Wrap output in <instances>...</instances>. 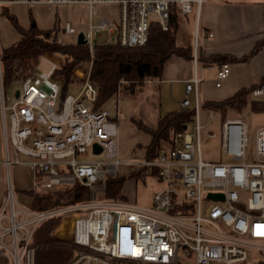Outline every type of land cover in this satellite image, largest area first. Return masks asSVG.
Listing matches in <instances>:
<instances>
[{
  "label": "built area",
  "instance_id": "obj_1",
  "mask_svg": "<svg viewBox=\"0 0 264 264\" xmlns=\"http://www.w3.org/2000/svg\"><path fill=\"white\" fill-rule=\"evenodd\" d=\"M204 0H0V12L12 6H87L90 18L97 5H117L118 16L102 17L83 34L93 57L99 44L123 48L146 45L149 28L158 23L169 29L177 7L183 16L200 11ZM157 15L152 20V15ZM76 34L70 23L64 29ZM209 34V37H212ZM200 38L193 43L194 76L186 82L181 109L194 106L192 128L177 132L152 160L119 159V111L95 109L98 89L90 68L77 95L60 99L53 73L36 71L22 82L19 96L9 105L3 86L0 47V163L8 170L6 199L0 208V257L13 264H34L33 237L46 221L69 219L70 238L78 250L68 264H246L250 251L264 252V127L250 143V129L240 118L222 122L219 143L223 160L207 161L202 133L211 124L200 120L198 75ZM52 71V70H51ZM230 65L217 69L216 87L230 75ZM195 95V104L189 100ZM262 90H256L260 96ZM209 138L217 135L208 129ZM97 145L101 152L95 150ZM93 150L104 159L80 161L78 154ZM20 155L29 158L21 161ZM26 164L33 172V191L56 192L77 184L89 189L85 202L44 210L21 205L10 169ZM122 164L156 176L163 189L150 208L126 201L105 200L107 181L119 175ZM222 195L215 200L210 195ZM61 227V226H60ZM59 227V228H60ZM59 228L55 231L58 234Z\"/></svg>",
  "mask_w": 264,
  "mask_h": 264
},
{
  "label": "trees",
  "instance_id": "obj_2",
  "mask_svg": "<svg viewBox=\"0 0 264 264\" xmlns=\"http://www.w3.org/2000/svg\"><path fill=\"white\" fill-rule=\"evenodd\" d=\"M18 32V40L11 46L1 48L2 78L6 90L9 86L22 83L37 69L39 59L44 55L60 54L65 66L58 68L53 80L59 83L60 99L63 101L69 86L75 82L72 71L83 64H90V80L98 89L95 109H103L106 103L120 95L123 89L135 90L147 81L161 78L165 64L172 57H180L193 61V46L189 41L183 25V15L177 7L171 9L169 29L162 30L158 23H152L146 45L134 48H123L115 43H102L95 46L93 57L87 45L62 44L58 40V30H42L35 24L28 28L21 27L16 18L9 14L8 8L2 9ZM184 31V32H183ZM182 37V38H181ZM185 38V39H183ZM264 45L259 41L253 51L242 59L219 56L205 59L199 54L198 61L205 65L218 63L228 64L231 61H246L255 55ZM262 86L242 89L233 97L219 102H206L204 108L218 111L225 121L229 110L241 111L251 103L252 109L264 111V102L250 100V95ZM195 109H179L168 112L158 120L156 127L142 125L151 136V144L147 148L146 159H155L160 151L161 143L167 145L172 137L185 127L193 125ZM144 169L131 173L130 178L145 176ZM126 179L116 176L107 181L103 195L105 200L124 201L123 188ZM32 199L33 210H44L53 207L85 202L89 199V189L79 184L56 192H28ZM62 221L61 217L44 222L35 232L32 248L35 251L34 264H68L78 248L72 239L57 237L55 231ZM261 264V263H259Z\"/></svg>",
  "mask_w": 264,
  "mask_h": 264
},
{
  "label": "rangeland",
  "instance_id": "obj_3",
  "mask_svg": "<svg viewBox=\"0 0 264 264\" xmlns=\"http://www.w3.org/2000/svg\"><path fill=\"white\" fill-rule=\"evenodd\" d=\"M118 11L117 5H97L95 6V14L90 18L89 8L83 5L71 7L59 6L52 9L46 6H34L30 8L24 6L9 7V14L13 15L18 24L23 28H28L32 23L46 31L56 28L58 30V40L62 44H76L79 34L88 33L91 22L92 24H97L102 17L116 18ZM151 18L155 21L157 15L154 14ZM67 23L72 25L76 30V34L65 33L64 29ZM17 40L18 32L14 24L9 20L7 15L0 12V47L11 46ZM106 41L105 37L99 38V44ZM54 65H56V68L65 66L64 58L60 54L42 56L39 59L37 70L42 73L51 74L54 72V69H52ZM90 66V64L86 63L72 71L75 82L69 86L67 95H77L81 91L83 87L82 78H84ZM146 83L135 90L123 89L119 96L108 101L104 107L112 111H119V117L116 119L119 130L118 156L123 162L143 161L146 159L147 148L151 144V136L142 125L152 128L156 127L159 117L170 110L167 105L163 107L161 105L162 101L158 92L162 85L158 83L154 85ZM21 85L22 83H16L5 90L6 97L9 98V105L14 102L15 93L22 88ZM250 100L264 102V94L262 96H253L251 94ZM200 102L201 123L207 124L211 122L202 133L201 149L203 157L207 161H221L223 160V155L219 139L224 118L218 111L204 108L203 102ZM226 118H240L247 123L250 129L249 140L251 145H254L258 129L264 127V111L253 110L251 103L241 111L229 110ZM191 128L192 125H190L189 129ZM208 129L216 134L217 138H209ZM2 142L3 140L0 137V145ZM167 146L166 143H161V148ZM19 159L21 161L29 160L24 155H20ZM77 159L80 161L101 160L104 159V155H95L93 150L89 149L87 153L78 154ZM136 170L138 169L127 164L121 165L119 176L126 179L123 194L127 198L126 202L147 209L152 207L154 196L163 189V184L156 176L151 175L130 178L131 173ZM10 172L18 202L26 208H31L32 199L28 194V192L33 191V172L31 168L26 164H15L11 167ZM7 175L8 170L6 166L0 163V208L6 199ZM66 222L67 225L63 226V229L66 227V230L63 231L61 228L59 229L60 232L58 230L59 233H55V235L61 239L69 240L71 239L69 233L72 223L70 220ZM63 223L62 219L59 227ZM256 262L264 264V252L250 251L247 264H254ZM0 264H13V262L7 256H3L0 257Z\"/></svg>",
  "mask_w": 264,
  "mask_h": 264
},
{
  "label": "crops",
  "instance_id": "obj_4",
  "mask_svg": "<svg viewBox=\"0 0 264 264\" xmlns=\"http://www.w3.org/2000/svg\"><path fill=\"white\" fill-rule=\"evenodd\" d=\"M183 21L192 46L198 31L201 57L209 60L219 56L242 59L264 39V0H204L201 10L184 16ZM209 34L213 36L209 37ZM228 64L231 70L229 77L221 87H216L219 64L198 63V75L202 80L199 99L203 104L226 100L252 86H262L264 94V45L246 61H231ZM194 70L192 60L172 57L165 64L161 78L146 84H161L158 94L162 107L167 105L168 112L176 111L181 109L180 103L186 97V82L193 78ZM189 100L194 105L195 95L191 94ZM124 201H127L126 196Z\"/></svg>",
  "mask_w": 264,
  "mask_h": 264
},
{
  "label": "water",
  "instance_id": "obj_5",
  "mask_svg": "<svg viewBox=\"0 0 264 264\" xmlns=\"http://www.w3.org/2000/svg\"><path fill=\"white\" fill-rule=\"evenodd\" d=\"M77 44H79V45H85L86 44V40L84 39L83 33L78 35ZM263 92H264V88H263ZM17 96H19V91L18 90L16 91V97ZM185 129H186V127H185ZM95 150H96L97 153L101 152V149L97 145H95ZM210 197L214 198L215 200L223 199L222 195H212L211 194Z\"/></svg>",
  "mask_w": 264,
  "mask_h": 264
},
{
  "label": "bare ground",
  "instance_id": "obj_6",
  "mask_svg": "<svg viewBox=\"0 0 264 264\" xmlns=\"http://www.w3.org/2000/svg\"><path fill=\"white\" fill-rule=\"evenodd\" d=\"M66 221H69V219H65L64 223L61 225V227H60L59 229L62 228L63 231L66 230V227L63 229V226H65V224L67 225V222H66ZM63 231H62V232H63ZM57 232H58V231H57ZM59 232H60V231H59Z\"/></svg>",
  "mask_w": 264,
  "mask_h": 264
}]
</instances>
